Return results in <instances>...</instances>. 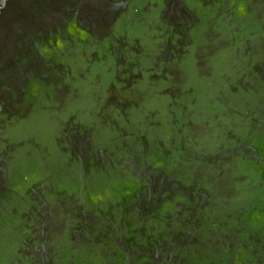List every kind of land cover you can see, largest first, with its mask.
Returning a JSON list of instances; mask_svg holds the SVG:
<instances>
[{
  "label": "rangeland",
  "instance_id": "obj_1",
  "mask_svg": "<svg viewBox=\"0 0 264 264\" xmlns=\"http://www.w3.org/2000/svg\"><path fill=\"white\" fill-rule=\"evenodd\" d=\"M0 264H264V0H0Z\"/></svg>",
  "mask_w": 264,
  "mask_h": 264
}]
</instances>
